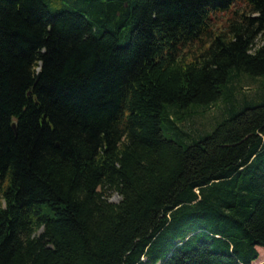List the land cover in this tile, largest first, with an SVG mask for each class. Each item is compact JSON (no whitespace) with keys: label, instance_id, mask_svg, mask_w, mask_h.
Listing matches in <instances>:
<instances>
[{"label":"trees","instance_id":"obj_1","mask_svg":"<svg viewBox=\"0 0 264 264\" xmlns=\"http://www.w3.org/2000/svg\"><path fill=\"white\" fill-rule=\"evenodd\" d=\"M246 75L264 82V0H0V264L259 262L264 91L239 100Z\"/></svg>","mask_w":264,"mask_h":264},{"label":"rangeland","instance_id":"obj_2","mask_svg":"<svg viewBox=\"0 0 264 264\" xmlns=\"http://www.w3.org/2000/svg\"><path fill=\"white\" fill-rule=\"evenodd\" d=\"M243 4H237L235 6V10H239L242 11L243 10ZM234 8L231 9V13H223V14H217L214 15V19H213V29L216 32H221L223 30H225L226 26H227V22L228 19L230 18V16H232ZM54 12V11H53ZM202 50V47L200 46V44H193L188 50L185 51V57L186 58H190L193 54H195L196 52H199ZM263 78L261 77H251V76H247L245 78H242L240 80L239 83H237L238 85V91L236 93V97L239 100H242L244 96H248L250 98H255L256 96L260 95L263 91H264V82L261 80ZM256 99V98H255ZM261 99L256 100L258 103ZM223 107L222 101L214 103L208 107H198L197 109V114L196 117H194V119L192 121H190L188 124H186L188 126V128H190L189 130L192 132L193 134L196 135V133L194 132H198L202 133L205 131H211L214 129V127L217 125V120L220 117V107ZM190 109H196V107H192ZM223 110V108H222ZM185 112V111H183ZM177 116L175 114H172L170 116V121L171 123H173L174 127H178L179 129H182L180 127H182L181 124L178 123L177 121ZM221 118V117H220ZM219 118V119H220ZM217 121V122H216ZM167 124V122H166ZM168 134L174 138V139H180V137L177 135L176 131L171 130L170 132H168ZM121 196L117 193L112 194L110 201L113 203H119L121 201ZM260 252L262 253V258L259 262L257 263H253V264H264V249L263 248H259ZM259 252V253H260Z\"/></svg>","mask_w":264,"mask_h":264},{"label":"water","instance_id":"obj_3","mask_svg":"<svg viewBox=\"0 0 264 264\" xmlns=\"http://www.w3.org/2000/svg\"><path fill=\"white\" fill-rule=\"evenodd\" d=\"M14 128H15V125H14Z\"/></svg>","mask_w":264,"mask_h":264}]
</instances>
